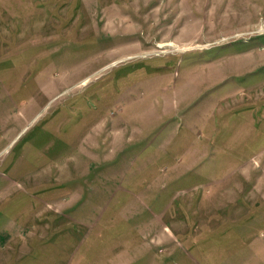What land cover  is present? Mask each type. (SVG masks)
<instances>
[{
  "label": "rangeland",
  "instance_id": "rangeland-1",
  "mask_svg": "<svg viewBox=\"0 0 264 264\" xmlns=\"http://www.w3.org/2000/svg\"><path fill=\"white\" fill-rule=\"evenodd\" d=\"M0 264H264V0H0Z\"/></svg>",
  "mask_w": 264,
  "mask_h": 264
},
{
  "label": "crops",
  "instance_id": "crops-1",
  "mask_svg": "<svg viewBox=\"0 0 264 264\" xmlns=\"http://www.w3.org/2000/svg\"><path fill=\"white\" fill-rule=\"evenodd\" d=\"M0 124H1V121H0ZM2 134L0 133V142L2 141V138H1Z\"/></svg>",
  "mask_w": 264,
  "mask_h": 264
}]
</instances>
